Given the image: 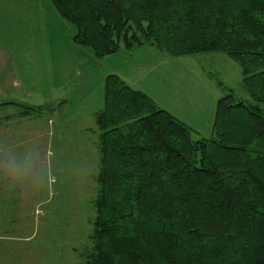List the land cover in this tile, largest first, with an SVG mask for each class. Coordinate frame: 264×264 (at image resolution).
<instances>
[{"label":"trees","instance_id":"trees-1","mask_svg":"<svg viewBox=\"0 0 264 264\" xmlns=\"http://www.w3.org/2000/svg\"><path fill=\"white\" fill-rule=\"evenodd\" d=\"M52 1L99 57L121 41L221 50L251 96L221 95L207 136L109 73L96 113L94 243L82 264H264V0Z\"/></svg>","mask_w":264,"mask_h":264},{"label":"rangeland","instance_id":"rangeland-1","mask_svg":"<svg viewBox=\"0 0 264 264\" xmlns=\"http://www.w3.org/2000/svg\"><path fill=\"white\" fill-rule=\"evenodd\" d=\"M75 31L52 0H0V264L86 261L109 73L207 136L221 95L251 98L224 51L171 54L121 41L99 57Z\"/></svg>","mask_w":264,"mask_h":264},{"label":"crops","instance_id":"crops-1","mask_svg":"<svg viewBox=\"0 0 264 264\" xmlns=\"http://www.w3.org/2000/svg\"><path fill=\"white\" fill-rule=\"evenodd\" d=\"M144 42H147V41H144ZM150 43V42H149ZM141 44H143V42H141ZM152 44V43H151ZM154 45V44H153ZM156 46V45H155ZM132 47H134V46H132ZM132 47H129V48H132ZM204 52H206V51H204ZM197 53V52H196ZM134 87V86H133ZM144 92V91H143ZM147 94V93H146ZM149 95V94H148ZM150 96V95H149ZM151 97V96H150ZM153 98V97H152ZM154 99V98H153ZM154 101L158 104V102L154 99ZM159 105V104H158ZM161 106V105H160ZM162 107H165V106H162ZM165 108H167V107H165ZM168 109V108H167ZM171 111V110H170ZM175 114V113H174ZM179 117V116H178ZM214 117H215V115H214ZM183 120H185L186 122H188L189 123V121L187 120V119H184L183 118ZM190 124V123H189ZM191 125V124H190ZM100 128V127H99ZM100 137V136H99Z\"/></svg>","mask_w":264,"mask_h":264}]
</instances>
